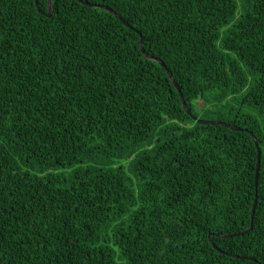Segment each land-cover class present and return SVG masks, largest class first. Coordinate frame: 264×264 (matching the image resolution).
Instances as JSON below:
<instances>
[{
	"label": "trees",
	"instance_id": "obj_1",
	"mask_svg": "<svg viewBox=\"0 0 264 264\" xmlns=\"http://www.w3.org/2000/svg\"><path fill=\"white\" fill-rule=\"evenodd\" d=\"M81 1L0 0V264H264V0Z\"/></svg>",
	"mask_w": 264,
	"mask_h": 264
},
{
	"label": "rangeland",
	"instance_id": "obj_2",
	"mask_svg": "<svg viewBox=\"0 0 264 264\" xmlns=\"http://www.w3.org/2000/svg\"><path fill=\"white\" fill-rule=\"evenodd\" d=\"M241 94L235 95L233 100L230 98H227L223 102H218L214 100L215 93H207L203 99H199L197 101L191 102V107L195 115L205 121H213L217 117L221 116V119L225 121H232L234 120V117L230 115V111H232V114L235 112H238L242 110L243 112H251L247 111L245 109H241L239 104H238V99L240 98ZM253 113V112H252ZM96 149L92 155L91 160H86L83 165L79 164L77 166H74L69 169L65 170H58L55 172V175L61 177L63 180H67L70 176V174L75 171L79 167H93V168H102L105 170H113L116 167H121L124 170V173L126 177L128 178L130 184L134 189H136V183L137 179L136 177L130 172L129 170V160H116L114 158H106L105 152L101 151V149L107 150L108 148H104L102 144L96 143L95 144ZM144 148H140L139 151H142ZM109 150V149H108ZM110 151V150H109ZM109 155V154H108ZM128 154L124 156L127 157ZM113 164V165H109ZM22 170H26L24 167H21ZM32 173H35L32 170H29ZM62 187L64 184L61 185ZM117 251V250H116ZM121 264H125V261H118Z\"/></svg>",
	"mask_w": 264,
	"mask_h": 264
},
{
	"label": "water",
	"instance_id": "obj_3",
	"mask_svg": "<svg viewBox=\"0 0 264 264\" xmlns=\"http://www.w3.org/2000/svg\"><path fill=\"white\" fill-rule=\"evenodd\" d=\"M76 1L79 2V3H81V4H83V5H85V6H87V7H90V8L104 10V11L110 13L111 15H113L116 19H118L125 27H129L126 24V22L121 17H119L114 11H112L109 8H106V7L102 6V5L86 3V2H83L81 0H76ZM34 3H35L36 10L38 11L39 14L43 15L46 18H49L51 16V14H52V0H48V9H47V12L46 13L43 12V11H41V9L38 6L37 0H34ZM140 50H141L142 54L144 55V58L156 62L158 65H160L166 71V73H167V75H168V77L170 79L171 84L176 89V91H177V93L179 95L181 106L183 107V109L185 110V112L187 113V115L189 117H191L194 121H196L200 125L222 126V127H226V128H228L230 130H233V131H239V132L240 131H243V129H241L239 127H236L234 125H230V124H227V123H224V122H220V121H204V120H199L195 116H193V114L191 113V111L188 109V107H187V105H186V103L184 101V97L182 95V92H181L179 86L174 81V79L172 77V74L166 69V67L164 66V64L161 61H159L158 59H156V58H154L152 56L146 55L144 53V50H143V38H140ZM244 131L245 132H248L247 130H244ZM250 135H252V134L250 133ZM252 139L254 140L255 146L257 147V165H256V170H255V184H256L258 170H259L260 151H259V148H258V142H257V140L255 139L254 136H252ZM256 199H257V195L255 193V199H254V203H253L252 210H251L250 226H249V228L247 230H245L244 232L239 233V234L216 235V237L217 238H230V237L240 236V235H243V234L249 232L252 229V222H253V217H254V212H255V207H256ZM208 240H209V243H210V245L212 246L213 249H215L219 253L223 254V252L220 251L214 245V243L212 242V235L211 234L208 236ZM230 257H232V258H238V259H244L242 257H237V256H232V255Z\"/></svg>",
	"mask_w": 264,
	"mask_h": 264
}]
</instances>
